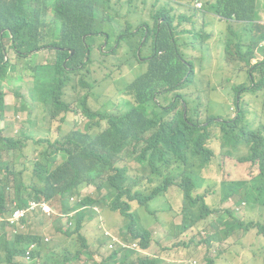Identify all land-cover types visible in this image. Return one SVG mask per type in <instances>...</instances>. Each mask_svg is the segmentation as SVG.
I'll list each match as a JSON object with an SVG mask.
<instances>
[{"label":"trees","instance_id":"obj_1","mask_svg":"<svg viewBox=\"0 0 264 264\" xmlns=\"http://www.w3.org/2000/svg\"><path fill=\"white\" fill-rule=\"evenodd\" d=\"M175 1L191 9L196 0ZM147 2L0 0V118L7 107L1 90L3 82L14 78L17 62L26 61L32 52L37 55L43 48H55L57 54L53 64L34 65L36 86L46 88L47 84L50 85L42 98L49 97L53 107L58 109L52 113L53 118L62 111H73L71 103L66 101L65 88L70 83H84L82 72L93 62L95 52V43L88 42L99 37L104 27L102 45L112 47L110 52L116 56L115 65L122 69L134 61L141 70L140 75L135 76L133 83H129L123 91L132 97V102L125 99L116 111H94L88 105L87 95L82 96L80 104L88 118L83 130L73 129L57 139H35L32 156L26 152L31 139L29 134L23 131L18 136H7L0 127V213L8 215L14 201L23 206L29 199L44 196L48 200H61L66 215H71L75 225L67 230L60 227L71 238V245L49 244L42 234L29 227L28 218L25 222L29 233L10 238L6 233H0V261L20 264L18 262L22 261L30 246L36 244L30 264H75L81 260L82 254H88L89 246L80 252L82 244H90L85 234L82 236L78 230L71 228H84L86 211L90 206L119 211L134 221L132 201L152 211V204L165 196L169 205L163 210H173L167 200L172 188L179 189L183 195L180 233L189 235L195 232L196 226L206 235L209 233L204 241L209 249H229L234 236L251 234L252 223H245L233 209L223 210L224 214L220 215L221 209L207 203L208 193L195 191L203 185L200 174H192L186 168L192 160H199L205 168L210 166L215 151L209 143L214 138L220 140L224 153L238 156L242 161L256 162L260 168V173L249 181L228 183L222 201L232 195H240L239 204L247 203L252 207L253 202H258L263 205L264 212V60L253 62L257 52L264 55L261 0H217L205 6L224 20L242 24V31H234L230 26L231 37L225 39L228 52L239 56L235 61L237 70L247 77L246 81L231 85L239 109L234 117L214 114L215 110L222 109L221 104L213 99L205 103L200 96H196L200 81L194 76L193 61L185 57L179 46L178 33L191 30L193 42L206 40L209 35L195 26L193 28V17L187 13L177 17L170 8L158 7L157 0H154L151 9L154 26L139 27L140 34L133 52L126 47L121 55H117L119 48L130 43L137 34H132L130 28L120 29L117 14L124 8L138 12L141 5L147 6ZM176 18L187 26L183 31L174 25ZM255 29L258 34L252 35ZM246 36L250 40L247 45L242 42ZM6 38H9L10 45H7ZM149 43L153 51L150 55H143V49ZM138 45H142L143 49L139 51ZM194 47L201 52L206 50L204 43H195ZM10 50L16 62L10 57ZM100 53L106 55L104 46ZM257 74L260 76L258 83ZM230 81L231 78H228V84ZM247 95L262 102L261 121L256 130L245 127V124L254 127V121L246 118L249 103L241 100ZM202 108L206 110V117ZM254 118L257 119V116ZM127 158L140 164L143 176H131L136 171L124 163ZM86 188H93L94 191L84 194ZM69 198H72L70 202ZM49 203L52 208L49 216H53L56 210ZM214 213L217 216L210 228H201L200 222ZM40 216L47 215L39 210L34 219ZM227 216L229 220H226ZM51 223L52 220H49L45 227ZM256 226L264 234V225L257 223ZM131 232L135 239L132 243L116 235V239L108 236L111 243L108 248L99 250L103 254L97 264L116 263L118 255L134 244L143 249L149 247L151 234L147 230L139 231L137 228ZM196 240L191 238L185 248ZM58 245L64 248L63 256L55 255ZM157 257L131 250L116 264H163ZM217 260L209 258L206 264H217Z\"/></svg>","mask_w":264,"mask_h":264},{"label":"rangeland","instance_id":"obj_2","mask_svg":"<svg viewBox=\"0 0 264 264\" xmlns=\"http://www.w3.org/2000/svg\"><path fill=\"white\" fill-rule=\"evenodd\" d=\"M114 2L118 0H113ZM154 0H148L147 6H140L138 12H131L129 8L122 9L117 15L120 20V29L125 30L130 28L132 34L137 33L131 42L123 44L119 48L117 55H121L126 47L133 52L136 48L135 44L138 40L139 27L145 28L149 25L150 28L154 26V18L152 13V5ZM217 0H196L191 9L181 6V4L175 0H157L158 7L165 6L171 9L177 17L187 13L193 17L194 26L198 30H203L209 37L204 40L200 39L195 42L192 41V31L185 30L187 26L179 18L175 19L174 25L178 30L183 31L178 33L179 46L185 57L188 60H192L195 65V78L199 79V87L196 90L197 98L206 103L208 99H213L221 104V110H215L214 114H222L226 117H234L238 115V108L236 106V95L231 92V85L236 83H242L247 80L246 74L237 70L235 61L239 58L238 55L228 52L225 47V39L231 37L229 27L231 26L234 31H242V24L235 21H227L214 13L205 9V6L214 3ZM262 6L260 8L261 20L264 24V0H261ZM29 7V5H26ZM197 11H196V8ZM111 20V19H110ZM109 20V21H110ZM105 28V27H104ZM104 28L102 31L104 32ZM111 32V30H108ZM258 34V31L252 32V35ZM7 45H10L9 38H6ZM105 40V34H99L94 40H89V44L94 42L93 58L91 63L82 72L85 75L84 83H70L66 86L65 92L66 101L71 103L73 111H62L58 117L53 118L52 113L55 109L53 107L51 99L42 98V94L48 89L36 86V80L34 79L33 71L34 65L37 63H50L53 64L56 57V49L43 48L37 55H32L24 62H17V69L14 73L12 80H6L3 82L1 90L4 92V98L7 103L4 116L0 118V127L3 129V134L7 136H18L21 132H26L31 136L29 140V147L26 152L29 156H32L34 148L32 144L35 139L39 137H50L52 139L59 138L62 134L67 133L73 129L83 130L85 123L88 121L83 108L80 104V98L87 95L88 105L94 111L100 110H114L119 108V105L126 99L130 102L133 101L130 95L123 93L126 86L134 81V77L140 75L141 70L139 64L134 61L130 65L119 69L115 65L116 56L112 55L108 45H102ZM87 42V38H85ZM246 45L250 40L246 36V40L242 41ZM196 44L204 43L205 51L201 52L194 47ZM115 44V41H113ZM85 45V44H84ZM140 45V44H139ZM138 45V47H139ZM264 45V41L262 42ZM104 46L106 55L101 54L100 50ZM114 46V45H113ZM246 47V46H244ZM139 47L140 50H144L143 55H150L152 53L151 43L145 46ZM96 49V50H95ZM235 50V49H234ZM142 55V56H143ZM141 56V53H140ZM10 57L16 62L12 50H10ZM264 60V55L257 52V57L253 60L254 63ZM145 61V60H144ZM27 65V66H26ZM228 78H231L230 85L228 84ZM260 76L256 75V82L258 83ZM241 100L248 101L246 118L249 121H254V127L245 124L248 129L256 130L259 122L261 121L262 102L255 100L251 95H247ZM202 114L206 117V110L202 108ZM255 115L257 119H255ZM220 129V126H217ZM209 147L215 151V157L209 167L205 168L199 160H192L187 165L188 172L192 174H200L203 185L196 188V192H206L207 203L215 208L221 209L220 215H223V210L233 209L236 211V216L242 219L245 223H252V228L249 234H237L231 241V244L227 248H221L216 250L214 248L209 249L204 242V245L200 247L199 240H206L203 236L202 229H196L195 232L185 235L180 233V229L176 228L173 231L171 238H167L166 230L168 226L164 227L162 224V214L169 211L163 210L169 205L165 200V196L156 200L152 204V211H148L145 208L140 207L137 201H132V210L135 214L134 221L124 217L119 211L105 210L90 206L87 209V217L84 220V228L76 227L71 228L73 231L78 230V234L82 236L88 235L91 239V243L95 242V248L90 245L82 244L80 252L85 251L89 246L88 254H82L81 260L75 264H97L100 262L101 253L99 250L108 248L111 243V238L106 235H116L128 243H132L135 239L132 237V229L139 228V231L147 230L151 234V244H153L152 251L157 253V246L162 245L167 252L172 255L177 261L176 264H188L193 260H198V264H206L209 258H218L217 264H264V234L259 232V227L256 224L264 225V212L263 205L258 202H253L254 206L250 207L248 204H239L240 195H232L228 200L222 201V197L225 193V186L228 183H235L238 181H249L254 176L260 173L259 164L251 161H242L238 156H230L224 153L221 142L219 139L214 138ZM240 155H243L242 153ZM124 163L129 166V169L136 171L131 176L144 175V172L140 164L131 159H125ZM83 189V188H82ZM93 188H86L83 190L84 194L93 192ZM179 191V190H176ZM179 199L177 197H171L169 202L174 209V216H165L168 223H174L175 220L181 221V209L183 195L180 191ZM44 197V196H41ZM54 209L58 212H65V208L59 199L50 200ZM217 213L211 215L207 220L200 222V227L210 228L211 223L216 219ZM91 218V219H89ZM89 219V220H88ZM230 217L227 216L226 220ZM49 220H52V224L45 227ZM29 227H32L35 232L43 235L44 240L46 237H51L49 244H62L69 246L72 244L71 238L60 230V227L68 229L70 227V220L68 217L53 216H40L34 219ZM71 227H75L73 224ZM105 231V233H104ZM29 233V232H28ZM106 234V235H105ZM209 233L207 234V237ZM195 237L196 243L192 244L188 248L185 245L191 241V238ZM206 238V239H205ZM147 250V249H146ZM145 250V252H146ZM131 250H126L118 255L119 263L124 259L127 253ZM144 252V253H145ZM65 254L64 248L58 245L57 254L63 256ZM166 264V261L161 257H157ZM186 260V261H182ZM0 263H7L0 261ZM23 264L22 262H18ZM115 262H109L108 264H116ZM9 264V263H8ZM30 264V263H29Z\"/></svg>","mask_w":264,"mask_h":264},{"label":"built area","instance_id":"obj_3","mask_svg":"<svg viewBox=\"0 0 264 264\" xmlns=\"http://www.w3.org/2000/svg\"><path fill=\"white\" fill-rule=\"evenodd\" d=\"M12 210L9 213V215H6L4 213H0V224L6 223L9 227V234L11 236L18 235L27 232L28 226L25 222L26 219L30 218L33 219L35 217L36 212L41 210L42 212L49 215L52 212L51 206L42 200H35L31 199L27 202V204L21 206L18 205L17 201H14L12 203ZM31 223V221H30ZM106 235V234H105ZM111 236L114 239L115 235H107ZM46 241L50 240V237L45 238ZM36 244H32L30 246V249L26 252L25 256L22 257L23 262H29L32 260V251L36 248ZM128 249H134V250H141V247L137 244H134L133 246L129 247ZM198 262L196 260L192 261V264H197Z\"/></svg>","mask_w":264,"mask_h":264},{"label":"crops","instance_id":"obj_4","mask_svg":"<svg viewBox=\"0 0 264 264\" xmlns=\"http://www.w3.org/2000/svg\"><path fill=\"white\" fill-rule=\"evenodd\" d=\"M176 190H179V189H176V188H172L167 196V200L169 201V199L171 197H177V200L179 199V194H180V191H176ZM176 208V207H175ZM174 208V209H175ZM174 209L173 210H169L165 213L162 214V218H163V221H162V224L164 225V227H166V225L168 226V230H166V234H167V238H171L173 233H175L173 230L176 229V228H179V226L181 225L182 223V220L181 221H178V220H175L177 222H175V225L174 223H168L165 219V216H174ZM1 227V225H0ZM198 227L195 226V230L197 229ZM252 235V234H250ZM88 240H89V244L92 248H95V245L96 243L92 241L91 243V239L89 238L88 235H86ZM153 247V244H150L149 248L146 250V254L150 255V256H161L165 261H166V264H176V259L170 255L167 250L165 249L164 246L162 245H158L157 246V253L153 252L151 249ZM108 254V252H107ZM183 261H186V260H183Z\"/></svg>","mask_w":264,"mask_h":264},{"label":"clouds","instance_id":"obj_5","mask_svg":"<svg viewBox=\"0 0 264 264\" xmlns=\"http://www.w3.org/2000/svg\"><path fill=\"white\" fill-rule=\"evenodd\" d=\"M131 12H134V11H131ZM131 12H128V13H131ZM104 32L102 31V32H99V34L101 35V34H103ZM29 200H31V199H29ZM28 200V201H29ZM35 200H37V201H39V200H42V201H45V202H47L49 205H50V203H49V201L50 200H48V199H46L45 197H40V199H35ZM72 200V198H69V202ZM12 206V205H11ZM12 208H13V206H12ZM12 210V209H11ZM52 213V212H51ZM50 213V214H51ZM36 214H37V212H36ZM36 214H35V216H36ZM46 214V213H45ZM49 214V215H50ZM55 215H57V216H59V217H63V218H65V217H68L69 218V220H70V227L74 224L73 222H72V220H71V215H66V213L65 212H58V211H56L55 213H54ZM9 215V214H8ZM47 215V214H46ZM49 215H47V216H49ZM35 218V217H34ZM34 218H33V220H34ZM30 221H31V219L29 218V223H30ZM32 222V221H31ZM52 224V223H51ZM1 225V227H0V233H6L7 234V236L10 238V237H13V236H15V235H13V236H11L10 234H9V227H8V225L6 224V223H2V224H0ZM69 227V228H70ZM67 227H65V230H67L66 229ZM28 233V230H27V232H25V233H22V234H27ZM202 234H203V236L204 237H206L207 238V235H206V233L205 232H202ZM19 235V234H18ZM51 238V237H50ZM205 238V239H206ZM200 241V247H202L203 246V243H204V240H199ZM150 244H151V242H150ZM150 246V245H149ZM149 248V247H148ZM147 248V249H148ZM126 250H133V251H140L141 252V254H143V255H148V254H146V253H144L145 252V250L146 249H143L142 248V246H141V250H134V249H126ZM150 256V255H149ZM159 257V256H158ZM196 260V259H195ZM32 261V260H31ZM31 261H29V262H23V261H21L22 263H25V264H29ZM197 262H198V260H196ZM187 262V261H186ZM188 263V262H187ZM0 264H8V263H0ZM188 264H192V262L191 263H188ZM198 264V263H197Z\"/></svg>","mask_w":264,"mask_h":264},{"label":"water","instance_id":"obj_6","mask_svg":"<svg viewBox=\"0 0 264 264\" xmlns=\"http://www.w3.org/2000/svg\"><path fill=\"white\" fill-rule=\"evenodd\" d=\"M74 52V51H73Z\"/></svg>","mask_w":264,"mask_h":264}]
</instances>
